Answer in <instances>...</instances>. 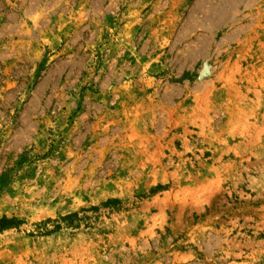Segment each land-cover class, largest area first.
I'll use <instances>...</instances> for the list:
<instances>
[{"label": "rangeland", "instance_id": "374dc122", "mask_svg": "<svg viewBox=\"0 0 264 264\" xmlns=\"http://www.w3.org/2000/svg\"><path fill=\"white\" fill-rule=\"evenodd\" d=\"M1 217L0 264H264V0H0Z\"/></svg>", "mask_w": 264, "mask_h": 264}, {"label": "trees", "instance_id": "16d2710c", "mask_svg": "<svg viewBox=\"0 0 264 264\" xmlns=\"http://www.w3.org/2000/svg\"><path fill=\"white\" fill-rule=\"evenodd\" d=\"M165 186L158 185L153 191L155 190H161L164 189ZM104 206H113L116 207L120 205V202L118 199H108L103 203ZM81 218L78 216V213H70L65 216H62L59 219L60 223H63L66 226H73L74 223L79 224V221ZM49 221V220H48ZM46 221L42 222L41 224H45ZM22 222L16 218H7V217H1L0 218V233L5 230H10L12 228L18 227ZM59 227V224L56 226Z\"/></svg>", "mask_w": 264, "mask_h": 264}]
</instances>
